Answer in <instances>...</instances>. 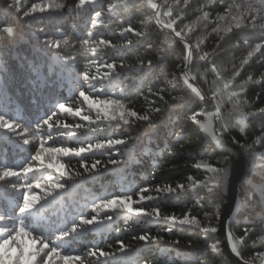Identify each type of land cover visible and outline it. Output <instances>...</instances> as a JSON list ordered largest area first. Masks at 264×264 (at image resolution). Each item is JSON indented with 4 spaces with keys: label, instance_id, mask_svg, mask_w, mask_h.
I'll return each mask as SVG.
<instances>
[{
    "label": "trees",
    "instance_id": "trees-1",
    "mask_svg": "<svg viewBox=\"0 0 264 264\" xmlns=\"http://www.w3.org/2000/svg\"><path fill=\"white\" fill-rule=\"evenodd\" d=\"M156 1L161 22L193 50L188 73L212 103L216 132L246 151L229 233L244 261L264 264V0ZM153 6L0 0V116L14 126H0V244L8 240L13 261L27 247L31 264H65V255L80 257L68 264H230L216 236L225 199L205 167L228 157L197 129L203 104L184 84L187 47L153 22ZM108 99L122 107L106 116L89 106ZM109 139L125 143L109 148ZM90 146L81 156L47 152ZM24 195L37 200L21 212ZM122 199L139 214L104 207Z\"/></svg>",
    "mask_w": 264,
    "mask_h": 264
},
{
    "label": "water",
    "instance_id": "water-1",
    "mask_svg": "<svg viewBox=\"0 0 264 264\" xmlns=\"http://www.w3.org/2000/svg\"><path fill=\"white\" fill-rule=\"evenodd\" d=\"M153 2L156 12L153 22L164 32L172 35L187 47V59L183 72L184 84L191 90V93L203 104L202 120L197 123V129L201 133L205 144L214 146L219 153L228 157L226 164L221 168L222 180L219 190L225 204L218 220L216 236L220 241L221 252L229 259L230 264H253L244 261L236 252L229 233V226L235 219L240 209V186L244 179L246 169V151L242 146L230 143L216 132L217 115L211 101L193 81L188 73L189 66L193 59V50L185 38L169 27H166L160 20V6L156 0Z\"/></svg>",
    "mask_w": 264,
    "mask_h": 264
},
{
    "label": "snow or ice",
    "instance_id": "snow-or-ice-1",
    "mask_svg": "<svg viewBox=\"0 0 264 264\" xmlns=\"http://www.w3.org/2000/svg\"><path fill=\"white\" fill-rule=\"evenodd\" d=\"M81 4L83 5L86 0H80ZM42 10V9H41ZM166 27H171V25H166ZM129 31H131V29H128ZM109 68L112 67V65H108ZM81 95H83V93H81ZM85 99L87 100L88 98L85 97ZM112 105H115L117 107H122V105L120 104V101L119 100H111V99H108V100H96V101H92L90 102L89 106L90 107H96L97 109L101 110L104 112V114L107 116L108 115V108L109 106H112ZM61 108L64 107V105H60ZM130 115L132 116H136V113H130ZM113 119H115V117L113 116L112 117ZM121 118L123 119V113H121ZM83 119H87V117H83ZM138 119L140 120H148L149 117L147 115H142V116H139ZM44 123H48V120H45ZM123 123L124 124H128L129 121L127 119H123ZM238 123L240 124H243V121H238ZM0 126H3L6 130L8 131H11L13 130V125L8 123L6 120H4V118L2 116H0ZM241 131H243V128H241ZM24 144H27L28 141L27 140H24L23 141ZM125 143L122 139H109L108 142H107V146L109 148H113L115 147L116 145H121ZM96 148H101L103 147V145H100V144H96L95 145ZM91 150V146L89 149H85L83 147H80L78 149L76 148H48L47 149V152L50 153V154H55V153H62L64 155H67L69 154L70 152L74 153L75 155L77 156H81L82 153H85L86 151H90ZM40 154L37 153L36 156H33L32 159L33 160H40ZM82 160H83V157H82ZM112 164H115L116 161L115 160H111L110 161ZM100 161H96V163L92 164L91 166V169L92 170H95L96 169V166L97 164H99ZM82 167H85V165L82 163L81 164ZM48 167L49 168H55V170L57 172L61 171V168H62V165H53L52 163H49L48 164ZM197 167H199V165H197ZM207 168L208 171L212 172L215 174V177H214V180H215V183H216V186L219 187L220 186V183H221V180H222V173L225 171L224 169H221V168H213L211 166H205ZM31 169L30 168H25L24 171L27 172V171H30ZM86 171H88L87 168H85ZM15 173H12V172H6L5 175H14ZM58 187H63V185H58ZM37 200V197L35 196H32L31 198L28 196V195H24V206L20 208V211L21 212H25L28 208H29V200ZM128 201H130V197L127 198ZM141 199H144V197H141ZM148 199H152V197H148ZM117 203H119L120 205H122L128 212H134L136 211L137 214H139L138 210H134L132 207H131V204L129 202H126L125 200H110V201H107L106 204L104 205V207H109V206H115L117 205ZM160 213L159 211L157 210L156 211V216L159 217ZM0 219H2V217H0ZM165 219H174V218H169V217H165ZM95 222V218L93 219H82L81 220V224L83 225H91ZM186 221L184 220H181L180 223H185ZM76 231V226L74 225L70 230H67V229H61L60 230V238H63V237H68L70 235L71 232H75ZM169 231H171V229L169 228ZM205 231H210V232H215L216 229L215 228H211V229H205ZM20 235L21 236H25L27 235V233H24L23 232V228H21V231H20ZM140 240L142 241H145L148 239L147 236L145 235H141L139 237ZM8 240H4L3 244H0V261H3L4 264H31V261L35 259V256H29L27 253H28V248L27 247H22L21 248V251H20V254L16 257V260L13 261V258L7 254V252H4V249L5 247L8 245ZM41 243H43V241H41ZM45 247H47V244H44ZM60 246V245H57V244H53L52 248H51V252L52 253H55L56 252V248ZM121 250H123V245H121ZM233 251L237 253V255L240 254V252L235 248V246L233 247ZM92 255H95V253H92ZM107 253H104V252H100V256H106ZM64 261H65V264H68L69 261H78L80 259L79 256H70V255H65L63 257Z\"/></svg>",
    "mask_w": 264,
    "mask_h": 264
},
{
    "label": "rangeland",
    "instance_id": "rangeland-1",
    "mask_svg": "<svg viewBox=\"0 0 264 264\" xmlns=\"http://www.w3.org/2000/svg\"><path fill=\"white\" fill-rule=\"evenodd\" d=\"M153 9H154V7H153ZM154 20V19H153ZM202 114V113H201Z\"/></svg>",
    "mask_w": 264,
    "mask_h": 264
}]
</instances>
